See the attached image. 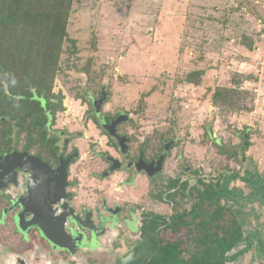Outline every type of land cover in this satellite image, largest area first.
Instances as JSON below:
<instances>
[{"label": "rangeland", "instance_id": "obj_1", "mask_svg": "<svg viewBox=\"0 0 264 264\" xmlns=\"http://www.w3.org/2000/svg\"><path fill=\"white\" fill-rule=\"evenodd\" d=\"M72 8L67 31L77 47L72 54L64 50L61 55L53 92L63 104L56 114L58 123L81 125L80 150L89 160L81 168L90 172L88 168L96 162L88 155L101 148L97 140L101 133L96 139V132L91 135V125L82 119L83 93L96 95L103 80L109 98L104 104L107 92L103 89L98 108L133 114L134 145L145 140L151 146L172 128L177 142L169 146L165 166L175 171L172 174L188 176L192 185L191 175L198 169L204 176L216 177L226 169L241 173L245 166L249 170L240 179H233L231 173L223 175L219 184L222 200L237 214L253 242L230 264H264V225H255L264 215V0H74ZM244 41L252 43V50ZM83 67H88L87 72ZM197 69L203 70L198 84L181 81ZM220 85L244 91L240 110L222 111L212 104ZM101 122L115 135L119 119L111 125ZM245 128L250 129L249 146L242 150L245 135L236 132ZM214 139L221 141L224 152H235L236 159L219 153ZM144 184L145 179L137 178L133 191L128 188L116 195L144 201L147 195L151 205H145V210L165 214L167 207L161 208L151 198H158L157 192L143 193ZM141 221V233H145L150 228L147 220ZM142 241L145 235L135 243ZM102 254L98 257L102 264H113L121 255Z\"/></svg>", "mask_w": 264, "mask_h": 264}, {"label": "flooded vegetation", "instance_id": "obj_2", "mask_svg": "<svg viewBox=\"0 0 264 264\" xmlns=\"http://www.w3.org/2000/svg\"><path fill=\"white\" fill-rule=\"evenodd\" d=\"M101 82L96 95L89 91L83 93L86 110L83 112L82 119L87 121L85 122L87 125H91V135L96 132L93 134L96 138L101 133L100 137L105 138L104 142L100 141L101 148L97 152L92 151L91 159L96 163L88 168L89 173L84 172L80 166L85 161L89 163L88 159L81 157L80 147L84 142L83 137H80L81 125L78 123L72 126L70 121L58 123L56 119L57 110L54 109L58 104L63 106L61 99H51V105L47 104V101L44 107L41 106L40 101L39 110L30 118H25L21 114L16 116L14 111L0 115V166L3 169L0 170V187H2L0 211L10 206L7 197H20L24 200L26 212L22 211V216L33 210L47 211V209L56 214L59 211V205L66 203L82 220L83 215L90 212L89 223L95 227V234L90 237L88 228H81L79 224L72 226L66 223L67 234L69 229L73 228L77 236L73 238H78L73 239L74 241L68 246L71 247V251H67L63 250L62 246L56 249L54 245L40 237L37 229H32L29 239L24 241L23 237L14 233L13 227L0 226L1 264H102L97 255L99 257L104 252H120L119 248L126 247L131 243L130 239L136 237L139 230L141 232L139 222L143 212L152 210H145L146 202L141 198L135 200L112 198L107 206L106 201H103L106 199L100 195L102 191L100 192L99 187H96L98 190L95 192L93 190L95 195L100 192L93 205L86 204L85 201L80 202L79 197L85 199L89 194L86 187L89 184L88 177L99 186L100 183L109 182L114 173L121 172L126 176L125 180H133L132 183L126 182L127 185L135 186L136 178L145 179L143 193L147 194L154 183L162 182L167 176H181L179 173L172 174L175 171L165 168L169 148L165 151L164 147L155 155L145 147V140L134 145L135 136L131 133V129L134 127L135 118L132 117V113L123 109L110 113L105 112L103 108L95 107L94 102L100 100L103 89L107 92L104 104L109 98L108 86L103 80ZM9 105H14V102L2 103L5 112H8ZM116 119H119L120 123L116 126L115 135L108 133V130L113 133L111 128L101 127V123H104L101 121L111 125ZM161 155L163 159L160 167L156 161ZM152 162L153 165L149 166ZM61 163L63 168L59 167ZM113 165L118 167L110 171ZM138 167L140 171L137 170ZM199 175H202L200 171ZM35 185L41 189L37 198L36 191L30 189L28 191V188ZM114 191L117 192L120 189H114ZM37 199L44 202L47 207L36 208ZM131 203H135V206L139 205V209L136 207L132 210L129 206ZM126 207L130 212L127 213ZM36 214L38 217L39 211H36ZM112 214L117 215L116 220L113 218L114 221L111 218Z\"/></svg>", "mask_w": 264, "mask_h": 264}, {"label": "trees", "instance_id": "obj_3", "mask_svg": "<svg viewBox=\"0 0 264 264\" xmlns=\"http://www.w3.org/2000/svg\"><path fill=\"white\" fill-rule=\"evenodd\" d=\"M73 1L0 0V115L14 111L16 116L30 118L39 110L40 101L51 105V99L58 96L53 92V83L60 70L61 55L64 50L72 54L77 47V40L70 38L67 31ZM244 42L248 50H252V43ZM87 69L82 68L84 72ZM202 74L201 69L192 70L181 81L198 84ZM239 79L234 82L241 81ZM242 93L244 91L237 86L220 85L211 102L222 111L236 112L241 109ZM4 101L14 102L8 112L2 106ZM54 110H63V106L58 104ZM249 131L245 128L236 132L245 135L242 150L249 146ZM207 135L210 137L209 132ZM171 141L174 142L170 146H174L177 137L170 127L155 144H145V147L156 155ZM213 144L219 153L236 159L235 152L223 151L219 139H214ZM247 171L245 166L241 173L226 169L217 177L199 175L198 171L197 176L191 175L195 178L192 185L188 176L173 175L154 183L151 190L159 196L151 198L164 203L167 212L159 214L152 210L143 214L142 220H147L150 229L141 233L145 241L138 244L130 259L126 257L125 264L233 262L245 249L241 245L250 246L253 242L237 214L222 200L219 184L223 175L231 173L233 179H240Z\"/></svg>", "mask_w": 264, "mask_h": 264}, {"label": "water", "instance_id": "obj_4", "mask_svg": "<svg viewBox=\"0 0 264 264\" xmlns=\"http://www.w3.org/2000/svg\"><path fill=\"white\" fill-rule=\"evenodd\" d=\"M99 102L100 100L94 102L96 108H98ZM108 133L112 135V132L110 133L109 130ZM171 143L172 142H169L165 145V151L168 150ZM162 159L163 155H161L157 159V165L160 166ZM139 161H141V158H139ZM151 164L153 165V162L150 163L149 166H151ZM62 165L63 163H61L59 167L63 168L61 167ZM117 167L118 165H113L110 171L117 169ZM0 170H3L1 166ZM137 170L140 171V168L138 167ZM29 189L36 191V198L39 196V193H41V189L37 185L28 188V191ZM1 190L2 187H0V191ZM7 200L9 201L10 206L0 211V226H3L4 228L13 227L14 233L23 237L24 241H27V239H29V234L32 229H37L40 237L48 241L50 244L54 245L56 249H60L59 246H62L63 250L71 251V247L68 246H70V243L74 241L73 239L78 238H73V236H76V230H74L73 228L69 229V233L67 234V232L65 231L66 223H70L72 226L79 224L81 228H88L90 237H93V235L95 234V227L91 223H89L91 216L90 212H88V214L86 215H83V221L80 217L77 216V214L74 213L75 210L72 207H70L66 203H63L59 205V211L56 214L54 211L52 213L50 209H47V211L36 210L39 211L38 217L35 210L28 212L26 213V215L22 216L21 212L26 210L24 206V200H21L20 197H7ZM39 202H41V200H38L36 202L38 203L36 205V208H45V206L47 207L44 202ZM61 242L66 244L61 245Z\"/></svg>", "mask_w": 264, "mask_h": 264}, {"label": "crops", "instance_id": "obj_5", "mask_svg": "<svg viewBox=\"0 0 264 264\" xmlns=\"http://www.w3.org/2000/svg\"><path fill=\"white\" fill-rule=\"evenodd\" d=\"M100 139V141H105V138L104 137H100L99 138ZM103 139V140H102ZM85 153L86 152H83V154L82 155H85ZM89 154V153H88ZM90 158H92V154H90V155H88ZM82 157V156H81ZM82 158H86V157H82ZM89 173V172H88ZM88 177V176H87ZM113 177H115V180H114V183L113 184H111V185H106L105 184V182H103V184H101L100 183V185L99 186H97L95 183V181L93 180V179H90L89 177H88V179H89V184H87V191H88V197L87 198H85V199H82V197H79L78 199H79V201L80 202H82V203H84V201H85V203L86 204H89V205H93V203H94V201H95V199L97 198V196H99V193L101 192H98V194H94L93 193V190H94V192H95V190H98V189H96V187H99V189H103V191L101 192V194L100 195H103L104 196V198L106 199V200H103L104 202L106 201V203H107V206H109V204H110V201H111V199L112 198H116L117 199V197H119V196H117L116 195V193H119V194H123V193H125V191H127V189L128 188H130V190L131 191H133L134 190V188L132 189L131 188V185H127V184H125L126 182H130L131 181V183L133 182V180L132 179H126L125 180V178H126V176L124 175V174H122L121 172H116V173H114L113 175H112V178ZM111 178V179H112ZM95 182V183H94ZM135 182H137V178L135 179ZM101 185H103V187L101 186ZM114 189L116 190V189H120V191H122V192H120V191H114ZM87 196V195H86ZM84 198V197H83ZM119 198H121V197H119ZM124 199V198H123ZM126 200H130L129 198L128 199H126ZM145 205L146 206H149V204H150V202L151 201H147V199H145ZM159 204H160V207L161 208H163V207H167L164 203H160V202H158ZM151 205V204H150ZM167 210V209H166ZM153 211L155 212V210L153 209ZM157 213H159V214H162V212H157ZM141 215V214H140ZM142 216H143V214H142ZM142 220V219H141ZM141 220H140V224H141ZM256 223H255V225H256V227H261V226H263L264 225V215H262V218H260L259 220H257L256 219ZM127 236V235H126ZM141 232H140V230H139V232H138V234L136 235V237H134V238H131L130 239V242L131 243H129L128 245H127V247H128V249H126L125 247H122V248H119L120 249V253H121V255L119 256V258H118V260H113V264H125V261H126V257L128 256H132L133 254H134V252L137 250V247H138V243H135V241H138L140 238H141ZM124 237H125V235H124ZM126 238H128V237H126ZM132 241L134 242V243H132ZM245 247V249L243 250V251H246L247 249H249V246H248V244L247 243H244V244H242L241 245V248H244ZM97 258H98V255H97ZM237 259V258H236ZM235 259V260H236ZM0 262H1V260H0ZM127 262V261H126ZM1 264V263H0Z\"/></svg>", "mask_w": 264, "mask_h": 264}, {"label": "clouds", "instance_id": "obj_6", "mask_svg": "<svg viewBox=\"0 0 264 264\" xmlns=\"http://www.w3.org/2000/svg\"><path fill=\"white\" fill-rule=\"evenodd\" d=\"M131 257H129V259H130Z\"/></svg>", "mask_w": 264, "mask_h": 264}]
</instances>
